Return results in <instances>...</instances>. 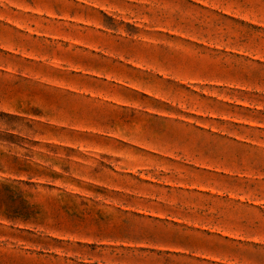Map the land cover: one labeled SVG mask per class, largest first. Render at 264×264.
Here are the masks:
<instances>
[{
	"label": "rangeland",
	"instance_id": "rangeland-1",
	"mask_svg": "<svg viewBox=\"0 0 264 264\" xmlns=\"http://www.w3.org/2000/svg\"><path fill=\"white\" fill-rule=\"evenodd\" d=\"M0 264H264V0H0Z\"/></svg>",
	"mask_w": 264,
	"mask_h": 264
}]
</instances>
